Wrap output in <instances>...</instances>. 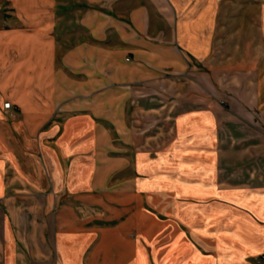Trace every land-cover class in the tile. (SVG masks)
Here are the masks:
<instances>
[{"label":"crops","instance_id":"0c3cea01","mask_svg":"<svg viewBox=\"0 0 264 264\" xmlns=\"http://www.w3.org/2000/svg\"><path fill=\"white\" fill-rule=\"evenodd\" d=\"M17 1L31 20L36 19L29 16L36 13L33 5L48 4L47 0ZM208 1L203 0L204 8ZM74 3L71 21L64 29L69 39L64 42L68 48L63 55L58 52L63 34L51 35L55 27L47 20L49 14L36 28L34 25V30L0 32L5 51L11 44L20 48L22 56L13 69L22 72L23 88L18 96L26 109L35 104L29 92L32 86L33 91L37 86L44 93V103L45 99L49 103L48 107H39L37 103L39 109L52 107L51 89L61 80L63 64L70 67L71 85L84 88L82 93L87 97L102 89H116L123 95L121 101L135 104L142 111L151 106H141L136 98L126 94L144 92L146 86L141 84L150 81L151 93L165 85V93L182 96L181 101L167 105L171 112L177 108L176 103L183 108L189 102L188 94L193 90L191 76L211 80L207 87L212 96L207 99V107L188 103V111L175 117L170 115L172 121L167 124L172 126V143L186 145L181 149L173 146L170 152H165L168 163L174 157L179 158L180 165L175 167L159 159L154 161L145 150L136 151L135 161H131L125 154V143H136L137 135L131 139L125 132L130 119L123 116L117 122L107 120L123 127L118 134L120 142H124L123 148L118 149L121 154L113 157L101 149L99 153L106 154L105 157L87 156L91 160L73 173L75 179L71 174L65 185L68 190L80 191L75 203L59 201L58 174L53 175V188L45 192L10 166L13 153L8 151L7 158L0 159V264H149L140 244L133 248V261H126L131 257L127 258L125 249L118 246L124 239L126 222L114 230L87 224L90 216L123 214L124 207L132 202L138 203L139 208L129 220L138 224L143 219L142 193L147 190L154 196L170 190L178 198L200 200L201 239L208 241L202 242L206 248L200 251L184 240L186 234L180 232L181 228L174 229L173 237L165 240L160 226L153 230L150 226L146 230L149 237L155 236L156 240L161 236L159 244L166 243L156 249L164 250L163 261L157 264H249V259L263 256L264 4L244 1L239 7L244 14L240 17L232 6L235 0H226L223 6L214 5L209 10L214 15L211 24L201 22V1L191 11L188 0H75ZM218 14L232 16L227 22H218ZM3 57L0 53L1 61ZM207 69L213 71L212 78ZM86 105V112L70 117L65 123L69 139L82 143L80 148L78 144L75 146L78 151L110 138L102 120L89 112L95 110V105ZM254 111H259L260 118H254ZM79 126L82 128L77 129ZM223 126L228 127L224 138ZM209 128H213V134H204L209 139H202L201 130L205 133ZM53 132H57V127ZM226 141L228 145L224 148L222 144ZM186 151L201 152V157L209 161L202 169L191 171L190 162H183L185 158L191 159L190 153L183 154ZM65 152L72 153V146H67ZM170 166L173 168L169 171ZM223 167L236 173L237 179L223 181L220 175ZM127 169L134 176L110 186L114 175ZM144 172H150L151 176L143 177ZM254 172L261 173L262 178L254 179ZM191 173L198 175L197 182L184 177ZM204 200L213 202L206 204ZM78 204L81 208H77ZM237 231H241L242 237L260 243L259 249L234 242L231 234L235 232L233 236L237 237Z\"/></svg>","mask_w":264,"mask_h":264},{"label":"rangeland","instance_id":"374dc122","mask_svg":"<svg viewBox=\"0 0 264 264\" xmlns=\"http://www.w3.org/2000/svg\"><path fill=\"white\" fill-rule=\"evenodd\" d=\"M199 1H201V22H210L211 24L213 23L214 15H212L209 10L212 11L214 5L223 6L226 2V0H216V2H214L215 0H209L208 3L206 2V8H204L203 6H205V4H203V0H188L190 11ZM244 1L246 0H235V4L232 3L234 9H237L235 12H237L240 17L244 15L239 8L241 5L245 4ZM46 2H48L47 5L42 2H39L41 4L38 3V5H33L34 9L32 10L36 13L28 15L35 16L36 19L31 20L28 18L27 14L22 11L21 2L19 3L17 0H0V32L34 30V25L36 28L40 22H43L45 16L49 14L47 15V20L49 23H52L51 27H55L54 31L51 30V35L53 36L54 33L56 35L63 34L61 40L63 45L58 48V52L63 55L68 48V44H64V42L69 39V36H66L67 31L64 29L71 21V7L76 6L74 3L75 0H47ZM253 2H257L259 5L264 4V0H253ZM231 16V14H218L217 21L227 22ZM16 33L20 34V31H16ZM0 42H2L1 39ZM0 53L4 56L3 58H5L4 61L0 60V159H6L8 151L12 152L13 158L10 159V166L13 165L18 174H21L27 179V181L40 187L41 190H46L45 192L53 188V175L58 174L56 179H58L61 185L57 191L61 203L65 201H72L73 203L77 202L74 198L79 197L80 191L72 189L68 190L65 185L71 180V174H76L81 170V167L86 165V160L90 161L93 157L99 158L100 155L105 157L106 154L99 153L101 149L107 151V154L113 157L121 154V150L118 152V149L123 148L124 142H120L118 134L119 128L123 129V127H118L117 124H114L117 122L118 118L124 116L127 119H130L127 125H125L127 136L134 139V135H137L135 140L136 143H125L127 145V152H125V154L128 158H131V161H135L134 154L136 151L145 150L151 155L154 161L159 159L165 164L168 163L166 160L167 158L164 156L166 154L165 152H170L173 149V146L180 149L182 146H186L183 142L172 143V126L168 125L172 121L170 115L174 114L175 117L179 113L185 112V110L188 111L189 109L186 107L188 103H201V106L207 107V99L212 96L211 90L207 87V84L210 83L211 80L208 81L204 77H201L200 79L191 76L190 78L193 79H191L190 84L191 89L193 90L190 89L191 91L188 94L189 102H186L183 108H180V103H176L175 105L177 108L171 112L167 105L174 104L178 99L181 101L182 96L176 93H165V85L154 88V92L151 93L149 85L153 84H151L150 81L141 84L146 86L144 92L136 95L126 94L128 97L136 98L141 106H151V109L142 111L139 110L138 107L135 108V104H126L124 101H121L123 95L118 93V90L116 89H102L87 97L84 95L85 93H82L84 92V88L71 85L69 80L70 67L69 65L66 66L63 64L61 69V80H59L55 88L51 89V91H54L52 107L47 108L49 103L47 104L46 99L44 103V93L40 92L35 84L36 91L31 89L33 86L29 89L32 101L35 104L30 109H26L18 96L20 90L23 88L22 72L13 69V66L16 68V63L22 56L20 55V48L17 47L16 44H11L5 51V47H2L0 43ZM206 71L212 78L213 71L208 69ZM33 78L34 76L32 77L31 82L33 81ZM78 81H80V79H78ZM159 85L160 84H158V86ZM8 103L11 104L10 107H7ZM37 103L39 107L46 105L47 109H39ZM86 104L95 105V110H89V112L93 114L96 113L99 117L98 119L102 120L101 122L104 123V126L109 130L110 138L103 139L100 143H94L93 147L88 150L78 151L75 149V146L78 144V147L80 148L82 143H79V141L77 142V140L72 141L69 139V135H67V132L65 133V123L70 117L86 112V110H84V107L87 106ZM224 106L229 109L227 104H224ZM210 107H213V104H210ZM258 112L259 111H254V118H260ZM107 120L115 122L111 124L112 122L107 123ZM222 121L227 122V119L222 117ZM259 123H261V121H259ZM55 127H57V132L54 133L53 129ZM80 128L82 127H77V129ZM209 129L210 130L206 129L205 133L204 130H201L202 139H209L208 137L205 138L204 134L210 136L213 134V128ZM227 133L228 127L223 126L222 138H224ZM177 145L179 146L177 147ZM226 145H228L227 141L222 144L224 148L227 147ZM67 146H72V153L65 152ZM186 152L183 154L190 153L189 155H191V159L185 158L183 159V162H190L191 171L200 170V168L202 169L209 161L208 158L204 159L201 157V152ZM195 155H200V157L197 158ZM87 156H90L91 158L89 159ZM179 156H181V154H178V157ZM178 159L179 158L174 157L171 160L172 163L169 162L166 165H173L174 167L179 166ZM222 159L223 157L220 158V160ZM225 160H230V157H225ZM224 167L220 168V175L223 181H234L237 179L236 173H230L229 169L227 168L225 170ZM172 168L173 167L170 166L167 169L170 171ZM253 168L254 167H250V169ZM256 169L259 168L256 167ZM150 174V172H144L143 177H150ZM162 174L169 175V173L165 171ZM184 175L185 174H182L181 176ZM263 175L258 172L252 174L254 179L262 178ZM133 176V174L129 173V169L117 173L112 178L110 186H112V183ZM72 177L74 179L76 178L75 175ZM184 177L191 182L198 181V175L195 173H191V176H189V174L185 175ZM201 177H203L202 173ZM178 197L179 195H174V192H171L170 190L161 191L156 194V196H154L150 190H147L142 193L140 209L143 219L138 224L133 220H129L132 216L134 217L135 211L139 208L138 203L135 202L126 205L123 209L124 213L120 215L111 213L107 215L104 213L102 218L90 216V220L87 224L94 228L101 227L107 230H114L117 225L126 222V227L123 232L124 239H122V242H119L118 246L125 249L124 251L128 258V256L131 257L133 255L134 246L137 247L140 244L147 256V263L149 264H157L158 262L163 261L164 254L161 253H163L164 250L161 249L159 252L156 249L163 248V246L166 245V243H162V245L159 243L163 237L165 240L173 237L172 232L174 229L179 230V228H181L182 231L180 232L184 231L183 234H186V237H184L185 241L189 242V244L198 248L200 251H205L206 247H203V243L208 241L201 239V201H193L192 199L189 200L185 197ZM205 201L206 200L202 202ZM206 202V204H209V202L213 201ZM76 206L77 208H81L80 204ZM110 206L114 208L112 203ZM233 219H235V217H233L232 220ZM150 226L151 230H153V227L156 228L157 226H160L164 232V234H162L163 237L160 236L159 239L157 238L154 240L155 236H153L151 239L146 231ZM238 228H242V225H238ZM245 229L246 231L251 230L249 228ZM233 234H231V236L234 242L236 241L239 242V244H245L246 247L253 250L259 249L258 244L260 243L251 241L248 237H242L241 231L236 233L238 234L237 237H234ZM113 247L114 246L112 245V248ZM256 258L249 259V264L255 262ZM126 261H133V259L131 257L130 259H126ZM260 264H264V260H261Z\"/></svg>","mask_w":264,"mask_h":264},{"label":"built area","instance_id":"2783aa9c","mask_svg":"<svg viewBox=\"0 0 264 264\" xmlns=\"http://www.w3.org/2000/svg\"><path fill=\"white\" fill-rule=\"evenodd\" d=\"M10 106H11V104L8 103V104H7V107H10ZM261 260H264V255H263V256H259V257H257V258H256V261L253 262L252 264H260Z\"/></svg>","mask_w":264,"mask_h":264}]
</instances>
